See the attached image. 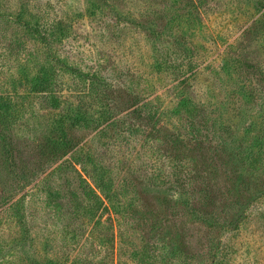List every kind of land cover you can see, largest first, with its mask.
Instances as JSON below:
<instances>
[{"label":"rangeland","instance_id":"obj_1","mask_svg":"<svg viewBox=\"0 0 264 264\" xmlns=\"http://www.w3.org/2000/svg\"><path fill=\"white\" fill-rule=\"evenodd\" d=\"M0 264H264V0H0Z\"/></svg>","mask_w":264,"mask_h":264},{"label":"trees","instance_id":"obj_2","mask_svg":"<svg viewBox=\"0 0 264 264\" xmlns=\"http://www.w3.org/2000/svg\"><path fill=\"white\" fill-rule=\"evenodd\" d=\"M179 183H180L179 186H183V184H182L183 180H179Z\"/></svg>","mask_w":264,"mask_h":264}]
</instances>
